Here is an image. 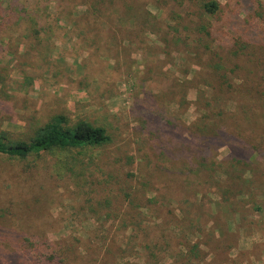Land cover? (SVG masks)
<instances>
[{
	"label": "rangeland",
	"instance_id": "obj_1",
	"mask_svg": "<svg viewBox=\"0 0 264 264\" xmlns=\"http://www.w3.org/2000/svg\"><path fill=\"white\" fill-rule=\"evenodd\" d=\"M100 1L43 3L48 7L46 14H54L60 24L46 46L36 49L33 38L25 43L16 33L0 39V134L7 133L13 141L29 140L38 127L63 113L73 121L85 119L102 125L112 136L110 144L81 154L78 150L58 151L24 161L0 156V241L22 238L47 244L48 251L60 252V256L61 250L69 253L71 249L68 264H264V156L253 158L254 167L244 176L241 169L234 171L233 158H247L240 139L224 140L212 155L223 163L225 174L241 177L243 187H234V195L226 197L216 187L202 188L197 204L207 198L205 209L215 212V205L221 203V215L218 221V215L211 214L212 222L199 223L201 235H195L189 226L182 231L167 223L169 208L189 207L182 202L192 201L190 185L173 187L172 198L179 200L176 205H164L160 198L158 213L142 209L144 231L124 232L127 223L121 219L97 224L91 218L92 210L108 200L113 209L143 219L130 206L133 198L129 192L145 200L158 196L160 186L181 180L184 175L176 163L191 160L186 129L198 115L199 81L213 77L204 66L205 57L201 60L188 52L186 41H175L176 36L184 40L191 35L178 27L177 14H201V3L192 7L189 0H105L102 5ZM218 1L222 7L218 14L222 15L219 21H212L214 47L224 53L232 47L227 24L236 16L231 14H257L259 6L248 0ZM260 11L264 14V8ZM70 14H152L156 19L136 44L118 35L119 48L96 52L91 31L85 39L68 30L66 17ZM246 29L257 36L254 53L264 64V23ZM105 36L111 39L112 34ZM197 74V81L190 84L188 80ZM259 74L264 76L262 70ZM176 79L192 89L175 100L171 87ZM173 99L176 104L186 99L191 105L168 106ZM157 111L164 112L167 119ZM215 191L218 193L209 194ZM133 201L138 207L137 200ZM225 201L238 204L236 214L228 211ZM138 219L133 223L140 224ZM96 225L101 226L93 233ZM112 225L116 238H109L106 244L98 235Z\"/></svg>",
	"mask_w": 264,
	"mask_h": 264
},
{
	"label": "trees",
	"instance_id": "obj_2",
	"mask_svg": "<svg viewBox=\"0 0 264 264\" xmlns=\"http://www.w3.org/2000/svg\"><path fill=\"white\" fill-rule=\"evenodd\" d=\"M49 2L50 0H0V39H7L11 33H16L25 43L33 38L36 49L46 46L52 36L60 29L58 20L53 17L54 14H46L48 7L43 3ZM189 2L192 7L197 6V2L201 3L198 6H200L202 13L185 14V17H182V14H177L180 20L178 27H182L191 35H186L184 40L176 36L175 41H186L188 52L197 55L201 60L205 57L204 66L206 65L207 69L213 73V77L207 81H199L198 98L195 102L198 115L196 120L186 129L189 142L191 140L189 145L191 148L187 147L191 160L177 161L176 168L181 167L180 175L184 176L180 178L179 182L169 181L165 186H160L161 189L157 190L159 191L158 196L154 195L145 198V200H139V197L137 198L134 193L129 192V198L137 200L138 207L134 206L133 200H130V206L144 219L146 215L142 209L152 214L160 211V198L164 205L179 203L175 196L172 198L171 191L174 186H182L181 188L192 186V190H194L192 197H190L192 201L185 199L182 202L189 207L169 208L166 213L169 220L163 221L173 223V226L176 225L182 231H185V228L189 226L195 235H201L202 228H197V225L207 219L212 222L211 214L218 215L221 205V203L215 205L216 211H211V213L205 209L207 198L200 200V204H197L198 195L203 190L202 188L206 186L208 188L216 187L218 191H224L226 197L231 193L234 195V187H243L240 183V176H231L229 172L225 174L223 163H219L216 157L212 155L215 148L230 138L240 139L243 142L242 148L246 152L247 158L243 156L232 160V168L234 171L236 168L241 169L242 176L252 171L253 160H255L253 158H257L258 155L264 156V76L259 74L260 70L264 72V64L258 62V54L254 53L255 48H257L255 46L258 42L257 36H253L250 30L246 29L247 27H255L256 24L263 25L264 14L260 10L264 8V3L260 0L247 1L253 5L258 4L259 11L257 14H231V16H236L234 21L227 24L230 31L228 38L231 40L232 47L228 49V52L224 50L222 53L221 50L214 47L216 38L213 37L215 31H213L214 24L212 23L214 19L215 21L220 20L222 14L218 13L222 10L221 3L218 0H189ZM102 4H106L105 0L100 1V5ZM129 10H134V8H129ZM189 16L190 19H187ZM66 18L68 19L66 20L68 30L77 32V37L82 36L86 39V32H92L90 38H92L91 42H93L96 52L101 49L109 51L113 47L119 48L118 35L122 40L127 39L130 44H136L143 34H146L147 25L156 19L152 14H70ZM63 19L61 18V20ZM175 30L178 32L179 29L176 28ZM257 31L259 30H256V33ZM103 32L104 36L101 35ZM6 33L8 35H5ZM106 33L112 34L111 39L105 36ZM98 36H101V39H98ZM98 40L99 43H96ZM101 56L109 57L107 54ZM246 56L249 57L245 59ZM243 75H245L244 78ZM196 79H198V74L197 78L188 81L193 84L192 81H197ZM175 81L176 84L171 87V97L176 100L178 95L183 94L185 96L192 87H186V84L177 79ZM160 96L158 95L156 98L161 102ZM174 99L168 102V106L191 105V102L186 99L184 102L176 104ZM157 113L161 118H166L164 112L157 111ZM171 121L169 120L170 123ZM173 125L180 128L179 124L174 123ZM111 142L112 136L106 127L95 125L85 119L73 121L61 113L38 127L29 140L13 141L7 133H1L0 156L24 161L31 156L58 151L74 152L78 150V154H81L82 150L104 147ZM200 149L201 153L199 154ZM180 152L182 151L180 150ZM181 158L178 157V159ZM221 172L225 177L222 180L218 178V176L223 177ZM252 177L254 178V176ZM218 191L209 194H217ZM239 195H243L242 190ZM167 199L170 201L169 204ZM211 203L214 204L213 201ZM226 204L229 205L227 207L231 214H233L232 212L237 213V203L226 202ZM99 205L97 211L92 210L91 217L97 224L121 219L127 223L124 232L132 229L135 232L136 230H145L143 227L145 219L144 221L138 219L128 212L124 214L123 209H113L109 206L108 200ZM103 209H105L104 214H102ZM219 215L216 217L217 221L220 219ZM137 219L141 220L140 224L133 223ZM99 226L101 225H96L93 233H96ZM112 227L114 226H110V229L106 228L104 233L100 232L98 235L106 244L109 243V238H116ZM163 235L168 234L164 231ZM18 239L21 240L1 239L0 264H55L56 260H58V264H68V257L73 253L71 249H68L69 253H64L61 250L60 256V252L48 251L49 245L47 244L43 245L46 246L44 248L39 243L35 244L30 240Z\"/></svg>",
	"mask_w": 264,
	"mask_h": 264
}]
</instances>
